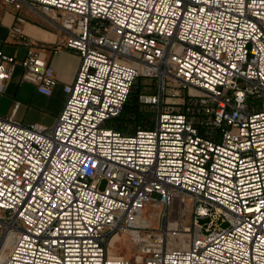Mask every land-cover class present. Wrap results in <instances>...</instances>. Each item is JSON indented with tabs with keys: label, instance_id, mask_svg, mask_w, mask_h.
<instances>
[{
	"label": "built area",
	"instance_id": "2783aa9c",
	"mask_svg": "<svg viewBox=\"0 0 264 264\" xmlns=\"http://www.w3.org/2000/svg\"><path fill=\"white\" fill-rule=\"evenodd\" d=\"M3 2L58 26L80 64L53 125L0 115V264H264V0ZM15 67L52 93L34 48H0V93ZM139 76L159 82L140 96L157 117L127 134L107 121ZM157 209L186 246L142 236ZM119 232L138 255L111 256Z\"/></svg>",
	"mask_w": 264,
	"mask_h": 264
},
{
	"label": "crops",
	"instance_id": "0c3cea01",
	"mask_svg": "<svg viewBox=\"0 0 264 264\" xmlns=\"http://www.w3.org/2000/svg\"><path fill=\"white\" fill-rule=\"evenodd\" d=\"M18 14L24 17L22 34L12 28ZM0 48L18 58L29 48L41 51L56 78L52 93L46 95L23 79L21 67H15L0 93V115L13 113L14 119L24 124L53 125L67 97L64 86L74 80L80 64L79 54L65 47L64 32L30 7L18 11L0 0Z\"/></svg>",
	"mask_w": 264,
	"mask_h": 264
},
{
	"label": "rangeland",
	"instance_id": "374dc122",
	"mask_svg": "<svg viewBox=\"0 0 264 264\" xmlns=\"http://www.w3.org/2000/svg\"><path fill=\"white\" fill-rule=\"evenodd\" d=\"M140 82L141 84L144 83V88L142 90V95L144 94H154V93H158L159 92V82L156 78H147V77H140ZM173 88L172 86L169 87V90L172 91ZM187 89L184 90H180L181 95H185L186 94ZM192 92H194V90H191ZM181 108V107H178ZM139 113H144L145 116H141L140 120H126V119H122L123 123L121 124L123 127V130L131 132L134 131V129H139V125H143L144 123H153L156 120L157 117V111H158V106L157 105H151V104H145L144 102H139V109H138ZM116 122L115 119H109L107 121V123L109 125H112ZM104 186V183L101 185V187ZM157 211V212H156ZM156 211H154V214L151 215L150 218H148L149 222H147V224H144V229H142V236L146 235L147 233L151 232L153 234H162L163 240L165 242V246H171V247H177L180 246V236L181 234L186 237V241H187V232L183 231V228L181 227V225L177 226V230L176 229H169V223L171 221H175L176 218L172 217V216H168L165 213V210L163 211H159V209H157ZM156 217H155V216ZM124 232H119V235L121 236L120 241L118 242V247L115 248V254L112 256H117V255H123L127 252H133L134 256L138 255V251H137V247L140 246V241L135 238L132 237L131 235L128 234H123ZM113 239V238H112ZM112 241V240H111ZM110 241V243H111ZM109 247L111 248V244L109 245Z\"/></svg>",
	"mask_w": 264,
	"mask_h": 264
},
{
	"label": "trees",
	"instance_id": "16d2710c",
	"mask_svg": "<svg viewBox=\"0 0 264 264\" xmlns=\"http://www.w3.org/2000/svg\"><path fill=\"white\" fill-rule=\"evenodd\" d=\"M140 77L139 76L133 86H132V89L130 91V94H129V97L123 107V110L121 112V114L114 118L116 120V122L114 124H112L114 127L120 129L122 132L124 133H133L135 132L137 129L135 128L134 131H131V132H128V131H125L123 130V127H122V123L123 121L121 120L122 119H126V120H140L141 119V116H145V114L143 113H139L138 109H139V102H143L141 101L140 99V96L142 95V90L144 88V83L141 84L140 82ZM145 104H147L146 102H144ZM149 104V103H148ZM153 126V123H144L143 125H139L138 127L139 128H150Z\"/></svg>",
	"mask_w": 264,
	"mask_h": 264
},
{
	"label": "bare ground",
	"instance_id": "6f19581e",
	"mask_svg": "<svg viewBox=\"0 0 264 264\" xmlns=\"http://www.w3.org/2000/svg\"><path fill=\"white\" fill-rule=\"evenodd\" d=\"M147 222H149V221L148 220H145L143 222V224L144 223L147 224ZM176 227H177L176 221L173 220V221H171L169 223V229H176ZM15 238H16V236L14 234H10L6 238V240L4 242V246H3L2 256H6V254L9 253V251L11 250V248L13 246V242H14ZM112 238L113 239H111L112 241L110 243L111 244V248H110V254H111V256L116 253L115 252V248L118 247V242L120 241L121 236L119 235V233H116ZM179 243H180V246H186L187 245V241H186L185 237L182 234L180 236V242ZM138 259H140L139 256H138Z\"/></svg>",
	"mask_w": 264,
	"mask_h": 264
}]
</instances>
